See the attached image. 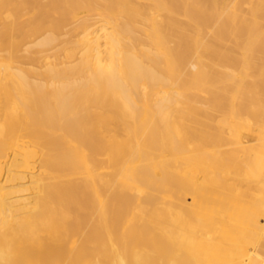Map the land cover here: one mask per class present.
<instances>
[{
	"label": "bare ground",
	"instance_id": "6f19581e",
	"mask_svg": "<svg viewBox=\"0 0 264 264\" xmlns=\"http://www.w3.org/2000/svg\"><path fill=\"white\" fill-rule=\"evenodd\" d=\"M0 264H264V0H0Z\"/></svg>",
	"mask_w": 264,
	"mask_h": 264
}]
</instances>
